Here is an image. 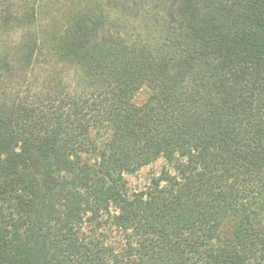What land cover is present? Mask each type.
Listing matches in <instances>:
<instances>
[{"label":"trees","instance_id":"trees-1","mask_svg":"<svg viewBox=\"0 0 264 264\" xmlns=\"http://www.w3.org/2000/svg\"><path fill=\"white\" fill-rule=\"evenodd\" d=\"M82 2L0 61V264H264V0Z\"/></svg>","mask_w":264,"mask_h":264},{"label":"rangeland","instance_id":"rangeland-1","mask_svg":"<svg viewBox=\"0 0 264 264\" xmlns=\"http://www.w3.org/2000/svg\"><path fill=\"white\" fill-rule=\"evenodd\" d=\"M81 3L82 0H0V61L6 60L12 68L6 74L7 82H18V88L29 83L37 87L47 73L60 68L54 56V36ZM30 49L34 54L26 69L21 57ZM162 166L163 161L158 160L128 176L130 188H143Z\"/></svg>","mask_w":264,"mask_h":264}]
</instances>
